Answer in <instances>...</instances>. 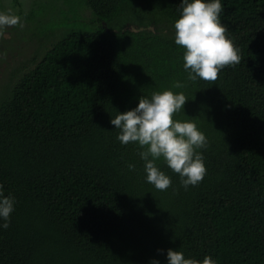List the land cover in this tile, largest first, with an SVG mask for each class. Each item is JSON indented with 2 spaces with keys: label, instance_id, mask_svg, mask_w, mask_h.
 <instances>
[{
  "label": "trees",
  "instance_id": "obj_1",
  "mask_svg": "<svg viewBox=\"0 0 264 264\" xmlns=\"http://www.w3.org/2000/svg\"><path fill=\"white\" fill-rule=\"evenodd\" d=\"M85 1L99 25L72 24L0 101V185L15 200L0 264H167L168 249L264 264V0H220L241 62L214 83L188 80L175 28L103 24L149 10L174 26L181 0ZM164 90L186 96L173 118L208 141L197 149L206 174L187 189L161 157L172 183L157 190L142 149L123 145L111 124Z\"/></svg>",
  "mask_w": 264,
  "mask_h": 264
},
{
  "label": "clouds",
  "instance_id": "obj_2",
  "mask_svg": "<svg viewBox=\"0 0 264 264\" xmlns=\"http://www.w3.org/2000/svg\"><path fill=\"white\" fill-rule=\"evenodd\" d=\"M181 15L175 21V43L185 49L184 70L188 72V80L197 78L215 82L222 69L235 66L241 62V56L233 41L226 35V27L220 21L222 5L220 0H181ZM23 27L18 15L0 13V29L5 27ZM4 33L0 31V35ZM175 88H183L184 84L176 81ZM187 101L181 92L172 90L153 92L151 98L140 97L134 109L120 113L112 118L111 124L119 130L117 139L123 144L137 143L142 149L139 152L145 162L147 181L157 190H167L171 179L157 165L156 160L163 158L167 166L181 177V185L187 189L196 186L206 174V166L201 152L208 146L205 134L198 130L191 121L174 120V115ZM134 170L135 165H128ZM15 200L11 195H4L0 185V227L10 226V216L14 211ZM163 253V250H158ZM150 264H160L153 259ZM167 264H215L210 256L202 261L185 258L181 251L168 249Z\"/></svg>",
  "mask_w": 264,
  "mask_h": 264
},
{
  "label": "rangeland",
  "instance_id": "obj_3",
  "mask_svg": "<svg viewBox=\"0 0 264 264\" xmlns=\"http://www.w3.org/2000/svg\"><path fill=\"white\" fill-rule=\"evenodd\" d=\"M20 16L23 27L0 29V101L11 94L18 78L34 67L43 53L72 24L99 25L85 0H0V13ZM143 20H123L103 24L111 29H152L174 31L172 23L159 12L146 11ZM147 21L142 24V22Z\"/></svg>",
  "mask_w": 264,
  "mask_h": 264
}]
</instances>
